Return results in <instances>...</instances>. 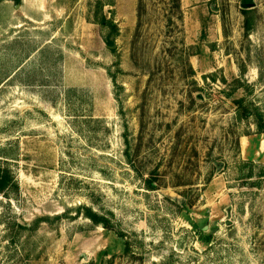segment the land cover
Instances as JSON below:
<instances>
[{"label":"rangeland","instance_id":"374dc122","mask_svg":"<svg viewBox=\"0 0 264 264\" xmlns=\"http://www.w3.org/2000/svg\"><path fill=\"white\" fill-rule=\"evenodd\" d=\"M46 2L0 0V264H264V0Z\"/></svg>","mask_w":264,"mask_h":264},{"label":"crops","instance_id":"0c3cea01","mask_svg":"<svg viewBox=\"0 0 264 264\" xmlns=\"http://www.w3.org/2000/svg\"><path fill=\"white\" fill-rule=\"evenodd\" d=\"M9 2L10 0H5V3ZM16 6L17 11L22 13L24 18L31 21H39L41 19L40 13H47L46 0H20V3ZM44 15L46 17V14Z\"/></svg>","mask_w":264,"mask_h":264},{"label":"trees","instance_id":"16d2710c","mask_svg":"<svg viewBox=\"0 0 264 264\" xmlns=\"http://www.w3.org/2000/svg\"><path fill=\"white\" fill-rule=\"evenodd\" d=\"M107 44L110 46L113 45V43L109 40L107 41ZM4 188H5V179L0 170V192H2ZM77 210L78 213H81L83 216L90 219L94 224L102 225L106 228L109 227L108 220L105 217L101 216L99 213H97V211H94L92 207L82 206L79 207Z\"/></svg>","mask_w":264,"mask_h":264}]
</instances>
